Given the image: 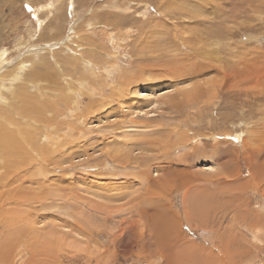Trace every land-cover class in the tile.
I'll use <instances>...</instances> for the list:
<instances>
[{
	"label": "rangeland",
	"instance_id": "rangeland-1",
	"mask_svg": "<svg viewBox=\"0 0 264 264\" xmlns=\"http://www.w3.org/2000/svg\"><path fill=\"white\" fill-rule=\"evenodd\" d=\"M0 123V264H264V0H0Z\"/></svg>",
	"mask_w": 264,
	"mask_h": 264
},
{
	"label": "bare ground",
	"instance_id": "bare-ground-1",
	"mask_svg": "<svg viewBox=\"0 0 264 264\" xmlns=\"http://www.w3.org/2000/svg\"><path fill=\"white\" fill-rule=\"evenodd\" d=\"M196 61V60H195ZM191 64V63H190ZM237 64V63H236ZM169 67V66H168ZM176 67H177V65H176ZM205 67V66H204ZM203 67V68H204ZM251 67V66H250ZM178 68V67H177ZM195 68H197V67H195ZM248 68V67H247ZM198 69H200V68H198ZM202 69V68H201ZM208 69V68H207ZM249 69V68H248ZM178 70V69H177ZM204 70H205V68H204ZM135 72V71H134ZM158 72V71H157ZM176 72H178V71H176ZM203 72V71H202ZM152 73H155V71H153ZM159 73V72H158ZM137 74V73H136ZM145 74H146V76L148 75V73L146 72V71H140V73L139 74H137V77H134V78H141V77H143V76H145ZM198 74H199V70H198ZM198 74H196L197 76H198ZM155 75V77H156V75L157 74H154ZM190 75V74H189ZM193 76V75H192ZM179 77H181V76H179ZM190 77H191V75H190ZM225 77V76H224ZM227 77V76H226ZM130 79V78H129ZM154 79H156V78H154ZM161 79V78H160ZM141 83V82H140ZM159 85V84H158ZM174 85H176V84H174ZM197 85V84H196ZM136 87V89L134 90V91H132V93L133 92H137L138 91V89L139 88H141V86H135ZM134 87V88H135ZM176 87V86H175ZM193 87V86H192ZM152 88H155L154 86H147L146 88H145V91H150ZM258 89V88H257ZM178 90V89H177ZM179 92V91H178ZM186 92V91H185ZM185 92L183 93V94H185ZM188 92V91H187ZM186 92V93H187ZM138 94V93H137ZM186 95V94H185ZM181 96V95H180ZM24 97V96H23ZM144 97V96H143ZM27 103H28V101H27V99H25L24 100V105H25V109L27 110V108H26V105H27ZM134 109V108H133ZM142 124V123H141ZM4 123H0V162L2 161V160H7V159H14V162H15V170H13V171H8V173H5V176L4 177H2V179H0V180H3V179H6V178H8V175H11V177H13V178H17L16 176H15V174H16V171H18V172H20V174H21V178H17V179H19V180H23L24 179V176H23V174H24V172L26 171L27 172V175H28V173H29V171L27 170V167L26 166H28V165H24V164H27L29 161H27V162H25L26 161V152H28V150H29V145H35L36 144V141L37 140H35L34 138H31V136L30 137H28V139H30V141H31V144H27L26 142H23L22 140H20V138H19V136L17 135V133H15V132H11V131H9V130H7L5 127H4ZM22 144H23V146L25 147H28V149L24 152L23 151V146H22ZM39 144V143H38ZM38 147V146H37ZM40 148V147H39ZM30 151H31V149H30ZM32 154H33V152H32ZM47 154V153H46ZM75 154V153H74ZM32 157V156H31ZM42 162V161H41ZM22 164V165H21ZM22 168H24V169H22ZM212 169V170H211ZM204 171H206V172H208V171H213V173H214V168L211 166H205V168H204ZM200 172V171H199ZM145 175V174H144ZM172 175V174H171ZM147 179V178H146ZM12 183H14V182H12ZM8 185H10V182L8 181ZM1 187V186H0Z\"/></svg>",
	"mask_w": 264,
	"mask_h": 264
}]
</instances>
